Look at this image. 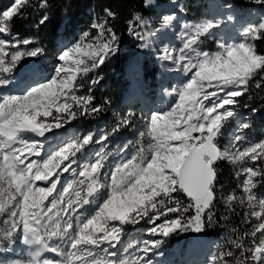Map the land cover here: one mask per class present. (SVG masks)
<instances>
[{
    "label": "snow or ice",
    "instance_id": "obj_1",
    "mask_svg": "<svg viewBox=\"0 0 264 264\" xmlns=\"http://www.w3.org/2000/svg\"><path fill=\"white\" fill-rule=\"evenodd\" d=\"M153 2L145 0V7ZM29 3L30 0H14L0 12V34L11 35L10 21L22 15ZM40 7L47 8L48 0H41ZM105 12L107 17L114 16L110 10ZM47 19L45 15L40 23ZM174 19V15L164 16L160 28L152 30L137 13L128 21L129 31L143 41L141 47L149 48V38L163 34ZM226 19L231 22L234 17L229 15ZM221 23H185L182 46L177 49L165 45L160 51L162 60L172 61L185 73L186 83L173 89L179 100L171 110H155L143 118L146 131L140 136L150 138L147 151L140 145L129 156L126 144L120 149L118 162L108 164L105 148L109 135L132 124L131 114L118 117L111 133L95 141L101 147L91 158L94 162L78 165L82 167L78 177L83 179L67 182L66 186L60 177L70 171L77 175L73 167L78 163L77 153L93 140L92 134L82 141L73 139L44 156V145L39 141L28 143L24 134L45 137V133L62 128L78 115L98 114L107 106V100L93 104L91 89L99 78L91 80L87 95H76L79 79L103 65L117 50L119 37L108 26L107 19L91 25L96 30L94 34L85 31L79 41L64 48L58 56L62 63L52 70L45 72L33 65L23 81L22 94L0 95V223L6 225L0 234V253H7L17 239L28 249L26 257L0 259V264H53L42 255L46 251L62 257L56 264H153L149 253L156 254L154 250L159 249L162 241H142L138 252L143 255L129 253L128 248L120 254L117 246L123 226L138 224L147 217L153 225L147 231L153 237H168L177 231L199 233L205 216L212 222L216 161L222 159L233 164L259 161L255 167H241L236 173L237 177H245L238 185L242 189L239 203H247L250 209L243 222L255 218L259 223L250 233H244L251 237L249 245L238 237L232 241L236 251L221 250L210 264H264V240H256L257 233L264 235V198H258L254 192L255 178L264 175V141L241 150L236 145L245 137L236 134L223 151L218 147L224 122L236 116L232 109L238 104L237 98L247 93L254 77H258L256 88L264 86V54H259L253 43L264 37V16L243 28L239 33L241 42L221 40L216 52L202 51L201 38L211 35ZM140 26L145 29L142 33L136 31ZM31 43L30 39L0 38V72L12 73L25 57H37L43 52L40 47L20 48L21 44ZM8 48L15 50L9 52ZM10 84L9 78L0 76V87ZM48 118L53 122L48 123ZM249 127V123L239 125L240 129ZM33 156L38 159H30ZM37 181H45L49 186L38 187ZM179 193H185L191 202L185 204L177 199ZM235 200L234 190L226 201ZM92 205L96 210L88 214ZM160 219L163 222L156 223ZM53 240L60 244L52 246Z\"/></svg>",
    "mask_w": 264,
    "mask_h": 264
},
{
    "label": "rangeland",
    "instance_id": "obj_2",
    "mask_svg": "<svg viewBox=\"0 0 264 264\" xmlns=\"http://www.w3.org/2000/svg\"><path fill=\"white\" fill-rule=\"evenodd\" d=\"M215 1L216 4L214 5V7H212L213 2L211 0H205V1L204 0H166V3L164 5L161 3L153 2L151 5L146 7L147 9H150L154 12V19H155L154 22L156 23V29L160 28L164 16L167 15L175 16V19L172 22V26L168 29H165L163 31V34H157L154 37L155 43L153 44V47L155 48L156 53L160 55V51L163 49L165 45H170L171 47L177 49L182 46L181 33L183 31V26L185 25V23L199 24L209 20L222 21L221 25L218 28L212 30L211 35L201 38L202 40V43L200 44L201 50L207 51L209 53H214L218 50V42L221 40H224L227 43L241 42V37L239 33L243 30V28L248 24L257 23L260 17L264 16V10L261 9L238 11L235 10L231 4L223 2L222 0H215ZM13 2L14 0H0V12L6 10L9 6H11ZM226 5H231V7L230 8L225 7ZM229 15H232L234 17L233 21L231 22H228L226 19L227 16ZM94 22H102V20L100 21L97 18L93 20V23ZM9 26L11 29L13 26L12 20L10 21ZM92 30L93 31H91V33L94 34L96 30L95 29ZM13 37L19 38L21 41L23 39H30L32 41V43L27 46L21 44L20 45L21 49H31L35 47H40L37 39L29 38V37L21 38L18 35H16V33H13L12 30H11V35L0 34V38L6 39L8 41H13ZM57 41L60 47L58 56L64 48L71 47L74 43H76V42L74 43L66 42L63 39L62 40L58 39ZM84 42L85 44L88 43L87 38H85ZM14 50L15 49L8 48L9 52ZM124 54L127 56H131V58H134L133 50L130 47H127L124 50ZM58 56L56 57V59L49 61L44 55L39 54L37 57H32L31 62H29L27 60V57H25L17 66L18 70H14L12 73L0 72V76H3L4 78H9L11 80L10 86L0 87V95L22 94L23 81H25L28 78L32 66L38 65L41 70L47 72L49 70H52L58 63H62L58 61ZM147 71L149 75H147L146 79H144L141 83H135V85H129L127 89L123 92L121 100L125 102V107H126L125 109H123V111L113 100L110 103H108L109 105L111 104L110 107L112 108L110 118L114 116V120L102 122L101 118L98 119V122H102V124H104L98 129H93L91 131L79 134V133H74V131H72L70 128H67V130L65 131V135L63 136H60L62 132H59V129L58 130L55 129L54 135L52 136H50V132L45 133L46 139L45 137H39L31 132L24 134V139L28 143L39 141L44 145L41 152L42 156H44L45 153L50 154L51 152L58 151L60 147H63L65 144L71 142L73 139H79L82 141L84 136L92 134L93 140L89 143V145H85L81 149V151L77 153L76 159L78 163L77 165H73V167L77 169V175H74L71 171L68 173H63L61 175L60 179L62 182H65V186L67 182H70L72 180L83 179L78 177V172L82 170V167H78V165H83L88 162H94V160H92L91 158L94 157L95 152L99 150V148L101 147V145L96 144L95 141L98 140L101 135L105 133H111V129L115 127L116 123L118 122V117H124L131 114L132 124L131 126L128 127H122L115 134L109 135V138L106 142L107 147L105 148V152L109 154L107 161L108 164L112 165L118 162L120 149L123 148V146L126 144L128 145L127 151L129 156L133 154L135 148L139 147L140 145H143V147L147 151L150 138L147 135L143 137L140 136L141 132L146 131V125L143 118L148 117L150 113L155 110H163V111L171 110V108L174 107L179 100V97L175 94L173 89L176 88L181 83H186V80L183 79L185 73H183L178 67H176V65L173 64L172 61L162 60L160 62V65L154 63V65H152L151 67L149 66V70ZM158 74H160L161 77L159 80H157V77L159 76ZM99 76L100 75L94 72L92 74V79H97L99 78ZM80 80L81 79H79V81ZM156 80L158 81V84L156 83ZM156 84L159 86V90L155 97V95H153V92L155 91L154 89H156L155 86ZM81 87L82 84L79 82V88ZM132 88L135 89V92L132 90ZM232 110L235 111L236 116H234L233 118H229L227 121L224 122V127L221 130L222 134L218 137V141H219L218 147H220L222 151L224 150V146L229 145L233 141L234 136L236 134H242L245 137V140L243 142H237L236 145V147H238L241 150L249 145L264 141V133L262 134V137L260 139H256V137L254 138L252 137L254 133L250 131V127L248 129L239 128V125L242 123H249L250 125L249 121L251 115L248 107L241 106L240 102L238 101V104L234 106ZM47 122L52 123L53 121L51 120V118H48ZM230 150L235 151L236 149L230 148ZM30 159H38V158L33 156ZM222 161H226L230 163L232 168L234 169L235 177L237 179L235 188L238 189V192L240 191L238 196L236 195L237 200L235 201L239 202V198L242 195V189L238 187V185L242 184L245 177L243 175L237 177L236 173L237 171H239L241 167H246V166L255 167L256 165L252 163H256L258 161L256 162L247 161L244 163L237 162L235 164H233L228 159H222ZM258 179L259 176L255 178L256 185L259 182L257 181ZM100 182L104 183L103 178H101ZM36 186L47 187L49 185L45 181H37ZM262 188L263 187L259 185L255 189L256 192L254 191L258 196V198H264V190H261ZM233 191L234 188H232L230 192H227L225 194L224 191L221 192L219 195H217V200L223 203L228 202L226 201V197L232 194ZM176 198L181 200L183 203L187 204V202L182 198H179V196H177ZM85 207H89V206H85ZM244 209H246V211L250 210L247 206V203L244 204ZM95 210H96L95 205H92L89 208L88 214L94 213ZM145 219L148 222V218L146 217ZM253 219L255 220V218ZM162 222H163L162 219L156 221V223H162ZM258 223L259 221H257V224ZM148 224L150 223L148 222ZM136 225L137 224L135 225L125 224L123 226L124 231L121 237V243L117 246L120 254H124V249L128 248L129 253L143 255L142 252H138V248L142 247V241L144 240L160 239L162 241L160 246L164 244L163 241L166 239L165 237H163L160 234H157L155 237H153L150 233H148L147 230L143 232L139 231ZM150 225H151L150 227L153 226L152 224ZM5 228L6 225L0 223V234H2ZM253 229H250L248 233H250ZM201 234H202L201 232L199 233L196 232L193 234V236H190L186 240V242L184 241L185 244L182 247H184L185 250L183 254L186 257L190 256L191 253H188L187 250L188 247H190L189 249H195L194 250L195 254L198 255L200 254L201 257H203V260H201V262L199 261L198 264H210L212 257L214 255H217L221 251L223 240L226 239L227 237L220 242H216V243L210 242L209 244H207ZM256 240L257 243H259L261 240H264V235L257 233ZM175 241L176 240L172 242L173 247L181 246L182 240L181 242L177 241L176 243ZM229 241H231V239ZM50 244L52 246H56L60 244V241L53 240L50 242ZM206 247L207 249H205ZM167 250H171V249L168 248ZM27 251H28L27 246L23 244L21 239H17L14 241V243L9 248V251L7 253H0V259H15L21 257L22 255L26 257ZM154 252L156 254L149 253V258L152 259L153 264H162L160 263L159 260H157V258L160 257L161 255V253H159V249L154 250ZM42 255L44 256V258L52 260L53 264H56V261L62 259V257L58 255V253H53L51 251H46ZM121 258H123V255L121 256ZM180 260L182 259H178V261ZM255 264H258V262H255Z\"/></svg>",
    "mask_w": 264,
    "mask_h": 264
},
{
    "label": "trees",
    "instance_id": "obj_3",
    "mask_svg": "<svg viewBox=\"0 0 264 264\" xmlns=\"http://www.w3.org/2000/svg\"><path fill=\"white\" fill-rule=\"evenodd\" d=\"M211 1L213 2L212 7H214L216 1ZM222 1L231 4L238 11L264 10V3L261 0ZM154 2L164 5L166 0H154ZM40 4L41 0H30L29 5L23 9V14L12 19L13 26L11 30L21 38L37 39L40 48L43 49L41 54L49 61L56 59L58 56L60 51L58 39L71 43L77 42L85 31H93L91 25L94 19L98 18L100 21L107 19L108 26L112 27L119 37V43L116 46L117 50L106 59L103 65L88 73L79 81L82 87L78 89L76 95L83 96L88 94L92 74L96 72L100 76L99 83L91 89V94L94 96L93 104H103L105 100L110 103L113 100L123 111L126 108L125 102L121 100L123 92L129 85L141 83L146 79L147 75H149L147 71L149 66L151 67L154 63L160 65L162 61L161 56L156 53L153 47L155 43L154 37L149 38L151 47L144 48L141 47L143 41L135 33L129 31L128 21L132 20L137 13L148 21L149 29H156L154 12L145 7V0H48L47 8H41ZM106 9L113 12L114 16L107 17ZM45 15L48 19L41 24L40 20ZM136 31L142 33L145 29L140 26ZM254 43L257 52L264 54V37L255 40ZM127 47L133 50L134 58L124 54V50ZM158 75L157 80L161 78L160 74ZM257 79L258 77L253 78L247 93L238 97V101L241 106L248 107L250 111V131L254 133L252 137L260 139L264 133V86L256 88L255 82ZM157 80L156 83L158 84ZM157 84L153 95L158 93L159 86ZM110 105L107 104L104 110L98 114L78 115L75 119L64 124L59 129V132L65 135L67 128H70L74 133L81 134L98 129L104 125L102 124L103 121L114 120V116L110 118L112 110ZM253 108L256 109L255 112L252 111ZM100 118L102 122H98ZM55 129L53 128L50 131V136L54 135ZM258 163L259 161L252 164L257 165ZM216 168V199L212 207V222L209 223L207 216H205V224L200 232L209 235L213 243L220 242L227 237L223 240L221 250L232 249L236 251L231 241H236L239 237L245 245H249L251 237L245 236L244 233H248L250 229H253L257 225V221L252 218L251 222H243L246 209L239 202L223 203L217 200V195L223 191L225 194L234 188L237 196L240 191L238 192V189L235 188L237 179L230 163L219 160L216 163ZM257 181L259 182L256 188L260 185L263 187L261 190H264V175L259 176ZM177 196L187 203L191 202L182 193ZM136 227L143 232L150 228V224L145 219L140 221ZM234 229L235 231H233ZM194 233L196 232L192 230L186 232L177 231L165 237L166 239L163 242L171 244L174 238L187 240ZM230 239L231 241H229Z\"/></svg>",
    "mask_w": 264,
    "mask_h": 264
},
{
    "label": "water",
    "instance_id": "obj_4",
    "mask_svg": "<svg viewBox=\"0 0 264 264\" xmlns=\"http://www.w3.org/2000/svg\"><path fill=\"white\" fill-rule=\"evenodd\" d=\"M27 60L29 61V62H31L32 61V57H27ZM219 161V160H218ZM218 161H216V163L218 162ZM186 198H188L187 197V195L185 194V193H182ZM189 200H190V198H188Z\"/></svg>",
    "mask_w": 264,
    "mask_h": 264
}]
</instances>
